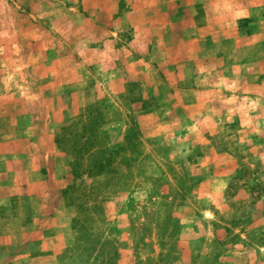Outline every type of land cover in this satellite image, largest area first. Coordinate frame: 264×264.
Masks as SVG:
<instances>
[{
    "label": "rangeland",
    "instance_id": "374dc122",
    "mask_svg": "<svg viewBox=\"0 0 264 264\" xmlns=\"http://www.w3.org/2000/svg\"><path fill=\"white\" fill-rule=\"evenodd\" d=\"M241 4L0 0V264H264V8Z\"/></svg>",
    "mask_w": 264,
    "mask_h": 264
},
{
    "label": "trees",
    "instance_id": "16d2710c",
    "mask_svg": "<svg viewBox=\"0 0 264 264\" xmlns=\"http://www.w3.org/2000/svg\"><path fill=\"white\" fill-rule=\"evenodd\" d=\"M248 21H249L248 19H240L239 22H240V24H244V23H248ZM91 128H92L91 125H88V126H85L84 127V129H88V130H90ZM62 138L65 139L66 136L65 137H62ZM91 138L92 137L90 135H87L86 138L84 139L85 141H83V142H81V139H82V136L81 135L75 137L74 140L73 139L72 140L71 139H68V140H70L72 142V146H73V149L72 150H73V152L76 153V155L78 157V159H77L78 162L81 159L80 158V155L81 156L86 155L87 154V151H88V148H90L92 146V140H91ZM75 146L77 148H75ZM105 161H107V160H105ZM78 162L74 163V168L78 167V165H79ZM106 163H108V162H106ZM104 167L105 166H104L103 163H97V165H96V168H97V171L98 172H102ZM92 248H93L94 252H90V253H92L91 256L89 255L90 256V259L91 258H95L94 256L96 255L98 249H96V248L94 249V247H91L90 249L83 250L84 252H88V251L92 250ZM91 260H93V259H91Z\"/></svg>",
    "mask_w": 264,
    "mask_h": 264
},
{
    "label": "crops",
    "instance_id": "0c3cea01",
    "mask_svg": "<svg viewBox=\"0 0 264 264\" xmlns=\"http://www.w3.org/2000/svg\"><path fill=\"white\" fill-rule=\"evenodd\" d=\"M107 1V0H106ZM107 3V2H106ZM105 4V2H104ZM105 6V5H104ZM253 6H262V8H264V0H242V4L238 5V7L236 6V19H244L247 18L249 12L251 11V8ZM100 10H104L105 7H101L99 8ZM184 12V15L182 16V19L187 18L188 16V12H190L191 16H193V7L190 8H185L184 10H182ZM191 16L188 19L191 21ZM59 189H61V186L59 187Z\"/></svg>",
    "mask_w": 264,
    "mask_h": 264
}]
</instances>
